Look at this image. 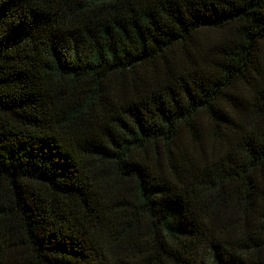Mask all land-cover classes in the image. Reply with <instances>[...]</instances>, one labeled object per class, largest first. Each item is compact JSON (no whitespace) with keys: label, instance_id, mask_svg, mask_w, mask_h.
<instances>
[{"label":"trees","instance_id":"obj_1","mask_svg":"<svg viewBox=\"0 0 264 264\" xmlns=\"http://www.w3.org/2000/svg\"><path fill=\"white\" fill-rule=\"evenodd\" d=\"M0 264H264V0H0Z\"/></svg>","mask_w":264,"mask_h":264},{"label":"rangeland","instance_id":"obj_2","mask_svg":"<svg viewBox=\"0 0 264 264\" xmlns=\"http://www.w3.org/2000/svg\"><path fill=\"white\" fill-rule=\"evenodd\" d=\"M215 34H211V36L213 37Z\"/></svg>","mask_w":264,"mask_h":264}]
</instances>
